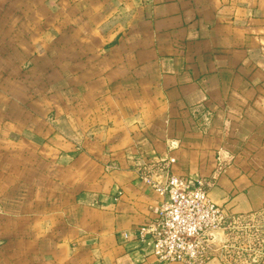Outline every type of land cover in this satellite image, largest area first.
Masks as SVG:
<instances>
[{
  "label": "crops",
  "instance_id": "1",
  "mask_svg": "<svg viewBox=\"0 0 264 264\" xmlns=\"http://www.w3.org/2000/svg\"><path fill=\"white\" fill-rule=\"evenodd\" d=\"M170 173L264 211V0H0L3 264H151Z\"/></svg>",
  "mask_w": 264,
  "mask_h": 264
},
{
  "label": "built area",
  "instance_id": "2",
  "mask_svg": "<svg viewBox=\"0 0 264 264\" xmlns=\"http://www.w3.org/2000/svg\"><path fill=\"white\" fill-rule=\"evenodd\" d=\"M145 181L166 196L153 208L158 219L140 229L141 237H152L151 264L202 263L209 258L205 252L208 233L219 229L227 219L242 216L228 213L214 202L201 178L170 173L163 183L155 182L149 175H145Z\"/></svg>",
  "mask_w": 264,
  "mask_h": 264
},
{
  "label": "rangeland",
  "instance_id": "3",
  "mask_svg": "<svg viewBox=\"0 0 264 264\" xmlns=\"http://www.w3.org/2000/svg\"><path fill=\"white\" fill-rule=\"evenodd\" d=\"M264 232V211L229 218L207 235L205 252L226 264H254ZM4 261L0 255V264Z\"/></svg>",
  "mask_w": 264,
  "mask_h": 264
}]
</instances>
